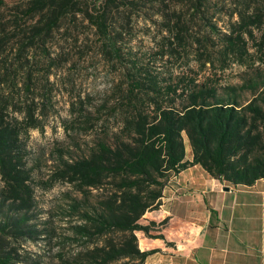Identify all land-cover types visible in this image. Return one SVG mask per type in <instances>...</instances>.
Segmentation results:
<instances>
[{
	"label": "trees",
	"instance_id": "1",
	"mask_svg": "<svg viewBox=\"0 0 264 264\" xmlns=\"http://www.w3.org/2000/svg\"><path fill=\"white\" fill-rule=\"evenodd\" d=\"M23 3L10 10L11 27L0 24V43L20 31L11 53L49 68L70 53L97 57L116 73L101 94L75 98L62 121L66 137L67 125L82 124L92 138L85 149L72 138L79 153L61 151L49 177L66 192L47 213L58 211L63 239L76 243L73 253L58 248L57 264H144L154 252L138 248L134 233L148 236L140 220L161 206L169 176L189 167L232 187L264 180V0ZM143 39L151 47L135 51ZM233 67L236 84L226 79ZM41 102L14 113L0 104V264L23 263L16 247L36 233L24 138L37 129ZM45 224L50 241V217Z\"/></svg>",
	"mask_w": 264,
	"mask_h": 264
},
{
	"label": "rangeland",
	"instance_id": "2",
	"mask_svg": "<svg viewBox=\"0 0 264 264\" xmlns=\"http://www.w3.org/2000/svg\"><path fill=\"white\" fill-rule=\"evenodd\" d=\"M23 4V0H0V24L11 27L14 12L10 10ZM224 22L227 21L224 20ZM219 25L224 30V25L222 23ZM12 34L18 38L20 31L10 28V36ZM60 40V36H57L54 43ZM3 41L0 43V104L8 102L10 112L14 113L23 108L24 102L42 100L41 113L36 121L37 129L29 130L24 138L26 149L24 161L27 162L28 168H32L30 184L33 189V200L28 216L31 218V228L36 233L33 239L20 242L21 247H16L17 256L23 260L21 264H57L58 248L64 244L65 252L73 253L76 250V243L63 239L69 233L65 230L66 224L61 220L58 211L53 210L51 214L47 213V210L54 209L60 199H63V193L66 192L64 185L59 181H50L49 177L55 171L56 160L61 151L69 150L73 154L79 153L74 147L72 138L78 141L81 149H85V143L92 138L90 132L86 133L87 127L82 124L73 125L71 129L70 125H67L71 139L66 137L62 121L70 119L72 111L70 104L75 98L80 96L85 99L88 95L94 97L101 94L107 89L109 83L115 80L116 73L114 74L107 67L104 68V63L97 57L88 56L78 59L77 55L71 53L66 58L67 62L59 59L53 68L42 66L38 60L30 58L26 63L11 53V48L15 45V43L12 44L13 41L8 43L6 38ZM133 45L135 51L141 52L146 51L152 44L143 39L134 42ZM20 65L22 67H18ZM240 70L238 67L227 70L226 79L231 84H236ZM73 113L78 114L76 106L73 107ZM15 114L18 118L19 114ZM83 120L84 118H79L78 123H82ZM185 147L186 159L189 160L190 150L186 141ZM193 167H189L178 176H169L166 186H173L169 195H173L176 199L174 202L164 200L163 206L147 212L141 218L140 223L148 227V236L143 232L135 235L138 248L140 239L153 240L155 236L161 235L166 239L165 244L171 250L181 252L180 248L188 243L189 236L196 237L199 232L197 226H201L204 222V216L211 208L210 203L214 199L208 195L207 189L219 190L220 185H228L211 181L198 166L195 167L196 169ZM190 180L194 183L192 184ZM183 182L187 185L186 187L180 186ZM175 189L177 191L172 194V190ZM211 194L215 196V193ZM93 195H95L94 192ZM5 210L6 208L2 210V214ZM167 214L185 221L186 227L175 225L172 229V223L169 222ZM49 217L53 230V238L50 241L44 233L45 221ZM150 220L155 221V225H149ZM150 260L157 262L158 255Z\"/></svg>",
	"mask_w": 264,
	"mask_h": 264
},
{
	"label": "crops",
	"instance_id": "3",
	"mask_svg": "<svg viewBox=\"0 0 264 264\" xmlns=\"http://www.w3.org/2000/svg\"><path fill=\"white\" fill-rule=\"evenodd\" d=\"M180 186L187 185L183 182ZM172 187H165L161 206L164 200L175 201L176 198L169 195ZM225 187L229 190L224 191ZM176 191L172 190V194ZM207 193L214 199L204 222L197 226L196 237L189 236L181 252L171 250L163 236V239H140L141 252H154L146 257L144 264H264V180L251 187L220 185L219 190L207 189ZM167 216L172 229L175 225L186 227L185 221L170 214ZM148 223L155 225L156 222L150 220ZM155 255H158L157 262L150 260Z\"/></svg>",
	"mask_w": 264,
	"mask_h": 264
},
{
	"label": "water",
	"instance_id": "4",
	"mask_svg": "<svg viewBox=\"0 0 264 264\" xmlns=\"http://www.w3.org/2000/svg\"><path fill=\"white\" fill-rule=\"evenodd\" d=\"M228 190H229V188H228V187H225V188H224V191H228Z\"/></svg>",
	"mask_w": 264,
	"mask_h": 264
}]
</instances>
